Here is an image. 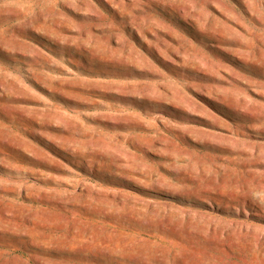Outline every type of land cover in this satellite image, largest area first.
Here are the masks:
<instances>
[{
    "label": "rangeland",
    "instance_id": "374dc122",
    "mask_svg": "<svg viewBox=\"0 0 264 264\" xmlns=\"http://www.w3.org/2000/svg\"><path fill=\"white\" fill-rule=\"evenodd\" d=\"M0 264H264V0H0Z\"/></svg>",
    "mask_w": 264,
    "mask_h": 264
}]
</instances>
